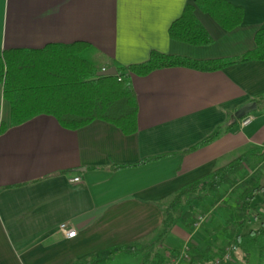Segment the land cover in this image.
Returning a JSON list of instances; mask_svg holds the SVG:
<instances>
[{
    "label": "crops",
    "instance_id": "1",
    "mask_svg": "<svg viewBox=\"0 0 264 264\" xmlns=\"http://www.w3.org/2000/svg\"><path fill=\"white\" fill-rule=\"evenodd\" d=\"M228 1L244 9L243 23L227 31L196 10L213 42L194 46L170 35L190 0H0V50L83 42L102 70L143 64L153 53L239 58L256 47L264 0ZM131 83L139 105L134 134L104 121L70 130L40 115L0 135V264H107L137 250L167 264L181 254L171 256L166 245L174 226L164 235L176 193L264 147V61L211 72L167 68ZM252 102L250 125L237 120L210 145L187 152ZM249 160V174L264 168L260 158ZM64 223L75 238L60 232Z\"/></svg>",
    "mask_w": 264,
    "mask_h": 264
},
{
    "label": "trees",
    "instance_id": "2",
    "mask_svg": "<svg viewBox=\"0 0 264 264\" xmlns=\"http://www.w3.org/2000/svg\"><path fill=\"white\" fill-rule=\"evenodd\" d=\"M196 10L208 14L227 31L239 27L244 20V9L228 0H190L183 15L172 24L170 35L173 40L194 46L212 44L213 39L197 18ZM255 44L254 50L242 57L220 60L196 61L153 53L143 64L118 69L114 77L98 76L102 69L95 66L94 49L83 42L48 44L41 49L0 50V86L10 107V121L0 122V135L8 127L21 125L40 115L52 116L70 130L104 121L127 135L134 134L138 131L139 105L131 77H144L174 67L211 72L264 61V28L257 32ZM236 124L237 120L218 128L187 152L210 145ZM255 157L264 165V147L250 150L204 180L193 182L177 192L164 223V235L173 228L178 217L184 225L194 229V224L190 223L193 218L198 219L194 201L204 199L208 191H219L225 185H231L233 189L243 187L225 227L227 247L236 246L240 260L245 264H249L252 258L264 264V212L261 211V208L264 210V200H257L259 195H264V170L258 169L254 174L239 177L246 161ZM206 186H209L208 190ZM185 207H189L187 211L183 210ZM210 251V248L194 247L190 264H211L225 252L220 250L218 254L210 255ZM177 254L176 251L170 252L171 256ZM150 257L149 254L143 264H164L167 259L157 254L151 262Z\"/></svg>",
    "mask_w": 264,
    "mask_h": 264
},
{
    "label": "rangeland",
    "instance_id": "3",
    "mask_svg": "<svg viewBox=\"0 0 264 264\" xmlns=\"http://www.w3.org/2000/svg\"><path fill=\"white\" fill-rule=\"evenodd\" d=\"M95 66L101 68L100 60L95 59ZM1 88V86H0ZM1 91H0V109L3 112L4 110V120L9 123L8 118V109L6 106H3V101L1 100ZM251 161L247 160L245 163V169L239 177L244 176L247 172L252 170L250 166H247ZM264 167V166H263ZM264 170V168H262ZM236 179V178H234ZM237 178L236 180H238ZM229 192V193H228ZM208 194V192H207ZM239 195V192L232 193L231 185L223 186L219 191L212 192V195L205 196L202 200H197L194 202L196 205H201L200 208H196L198 211V219L200 217L204 218V223L199 228L189 229L181 221L180 217L177 218L176 224H174L173 231L169 236V239L166 243L167 247L172 251H179L180 253L186 252L187 254L192 255L193 248L198 247L210 248V255L218 254L220 250H225L228 246V239L225 231V226L227 224L228 218L232 212V207L236 197ZM223 199V201H221ZM258 202L264 200V195H259L257 197ZM189 208V207H185ZM187 211V210H186ZM197 217L192 219L193 224L196 223ZM192 224V223H191ZM198 244V246L196 245ZM151 253L150 261L154 260V255ZM149 252L147 250H137V252H130L128 254H123L118 258H108L107 264H143L147 260ZM219 257V255H217ZM182 264H190L188 260L183 261ZM223 264H245L240 260L239 253L234 256V262H224ZM249 264H261L256 258H252Z\"/></svg>",
    "mask_w": 264,
    "mask_h": 264
},
{
    "label": "built area",
    "instance_id": "4",
    "mask_svg": "<svg viewBox=\"0 0 264 264\" xmlns=\"http://www.w3.org/2000/svg\"><path fill=\"white\" fill-rule=\"evenodd\" d=\"M254 120V116L249 114L241 119V125L243 127L250 125ZM74 183L80 182V178H75L72 180ZM204 223V218L200 217L197 219L196 223L194 224V228H199ZM60 232L67 238L73 239L77 236V231L68 226V224H61L59 227ZM74 233V235H73ZM238 248L236 246H229L225 249L224 255L217 258L211 264H223L224 262H234V256L237 254ZM189 259V254L186 252H182L179 256L174 257L170 260L167 264H182L183 261Z\"/></svg>",
    "mask_w": 264,
    "mask_h": 264
},
{
    "label": "water",
    "instance_id": "5",
    "mask_svg": "<svg viewBox=\"0 0 264 264\" xmlns=\"http://www.w3.org/2000/svg\"><path fill=\"white\" fill-rule=\"evenodd\" d=\"M117 75V69L115 67L102 70L98 73L99 77H114ZM257 110V104L255 102L249 103L243 106L235 115L236 120H241L248 114H251Z\"/></svg>",
    "mask_w": 264,
    "mask_h": 264
},
{
    "label": "snow or ice",
    "instance_id": "6",
    "mask_svg": "<svg viewBox=\"0 0 264 264\" xmlns=\"http://www.w3.org/2000/svg\"><path fill=\"white\" fill-rule=\"evenodd\" d=\"M73 235H74V233H73Z\"/></svg>",
    "mask_w": 264,
    "mask_h": 264
}]
</instances>
